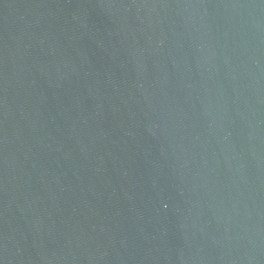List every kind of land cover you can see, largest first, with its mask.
<instances>
[{
    "label": "water",
    "instance_id": "obj_1",
    "mask_svg": "<svg viewBox=\"0 0 264 264\" xmlns=\"http://www.w3.org/2000/svg\"><path fill=\"white\" fill-rule=\"evenodd\" d=\"M0 264H264V0H0Z\"/></svg>",
    "mask_w": 264,
    "mask_h": 264
}]
</instances>
